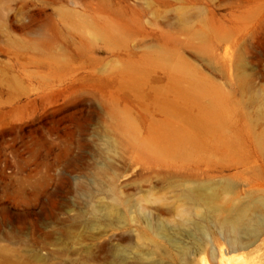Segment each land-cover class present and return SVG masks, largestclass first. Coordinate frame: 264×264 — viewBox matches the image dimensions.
I'll return each instance as SVG.
<instances>
[{"label":"rangeland","instance_id":"1","mask_svg":"<svg viewBox=\"0 0 264 264\" xmlns=\"http://www.w3.org/2000/svg\"><path fill=\"white\" fill-rule=\"evenodd\" d=\"M199 188L264 212V0H0V264H264Z\"/></svg>","mask_w":264,"mask_h":264},{"label":"bare ground","instance_id":"2","mask_svg":"<svg viewBox=\"0 0 264 264\" xmlns=\"http://www.w3.org/2000/svg\"><path fill=\"white\" fill-rule=\"evenodd\" d=\"M192 79L194 80L193 81L194 83L196 84L199 83L198 80L196 81V79L194 78ZM202 86L203 88H205L204 85ZM213 92L214 94L216 93L215 90H213ZM213 109L218 115H221L222 106L218 100L215 102ZM202 190L201 188L196 190L194 192L195 196H198L200 199H204L205 202L207 201L209 204H212V207L211 206L210 207L211 209L214 208V211L216 210L219 211V213H226L224 216H220V219H217L218 220L217 226L220 232L224 234L226 241L228 243L229 250L237 251L240 249L247 248L249 245L254 243V241L259 237V235L264 231V212L256 208L253 210L252 206L249 204L234 203L233 205H229V206L227 205L222 207L218 205H214L213 202L215 201L213 200V198H215V193L214 192L207 193L204 192V190L203 191ZM258 201H259L258 206L263 205L260 200ZM196 225H197V229L200 232V236L198 237V240H201L203 242L205 240V237L208 235V229L205 225L199 224L198 221ZM157 234L161 235L163 234V231L157 230ZM162 237L168 239L167 236L162 235ZM170 241L178 243L177 239H172ZM187 249L188 248L185 245L179 247V251L181 252V254L184 255L186 254ZM213 257L215 258V256Z\"/></svg>","mask_w":264,"mask_h":264}]
</instances>
